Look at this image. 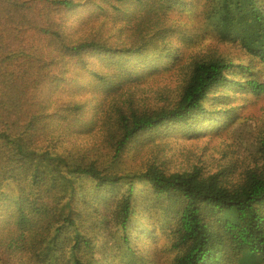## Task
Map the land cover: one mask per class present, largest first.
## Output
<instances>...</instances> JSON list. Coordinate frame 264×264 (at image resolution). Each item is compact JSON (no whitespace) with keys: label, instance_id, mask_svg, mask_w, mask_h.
<instances>
[{"label":"trees","instance_id":"1","mask_svg":"<svg viewBox=\"0 0 264 264\" xmlns=\"http://www.w3.org/2000/svg\"><path fill=\"white\" fill-rule=\"evenodd\" d=\"M248 95L264 0H0V264H155L158 238L165 264H264V135L238 172L116 169ZM96 132L102 152L70 145Z\"/></svg>","mask_w":264,"mask_h":264},{"label":"rangeland","instance_id":"2","mask_svg":"<svg viewBox=\"0 0 264 264\" xmlns=\"http://www.w3.org/2000/svg\"><path fill=\"white\" fill-rule=\"evenodd\" d=\"M202 26V24H201ZM154 83L136 84L139 94H143L146 86H153ZM160 86L163 83L159 84ZM175 84H171L174 88ZM155 87L151 88L152 90ZM91 93H88L90 95ZM144 104L154 105L159 99L156 95L145 94L142 96ZM239 104L238 121L225 128L219 134L216 131L208 130L206 136L199 138L184 137L174 134L173 136L155 138L153 143L144 144L139 148H132L119 161L116 169L120 173L138 172L152 162H163L167 170H185L198 166L206 171H215L228 167L233 171H240L243 164L257 161L258 139L264 135V95L259 97L245 96L236 97ZM215 130V129H214ZM206 132V131H204ZM95 143V146L102 152L99 143V136L96 133L79 137L71 141V146H82ZM97 148V149H98ZM156 247H147L153 255L155 251V264H165L170 256L162 252L160 246L165 244L163 238L156 239ZM154 257V256H153Z\"/></svg>","mask_w":264,"mask_h":264}]
</instances>
